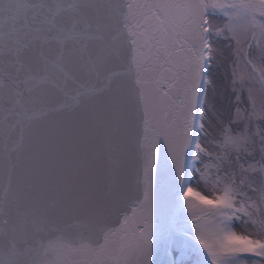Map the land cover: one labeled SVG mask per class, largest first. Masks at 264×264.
Segmentation results:
<instances>
[{"label": "snow or ice", "instance_id": "snow-or-ice-1", "mask_svg": "<svg viewBox=\"0 0 264 264\" xmlns=\"http://www.w3.org/2000/svg\"><path fill=\"white\" fill-rule=\"evenodd\" d=\"M180 235L264 264V0H0V264H185Z\"/></svg>", "mask_w": 264, "mask_h": 264}, {"label": "rangeland", "instance_id": "rangeland-1", "mask_svg": "<svg viewBox=\"0 0 264 264\" xmlns=\"http://www.w3.org/2000/svg\"><path fill=\"white\" fill-rule=\"evenodd\" d=\"M180 240L183 242V248H178L180 254L177 259L185 261V264H198V254L195 249L189 251L188 242L191 241V235H180Z\"/></svg>", "mask_w": 264, "mask_h": 264}, {"label": "water", "instance_id": "water-1", "mask_svg": "<svg viewBox=\"0 0 264 264\" xmlns=\"http://www.w3.org/2000/svg\"><path fill=\"white\" fill-rule=\"evenodd\" d=\"M162 161H163V154H162Z\"/></svg>", "mask_w": 264, "mask_h": 264}]
</instances>
